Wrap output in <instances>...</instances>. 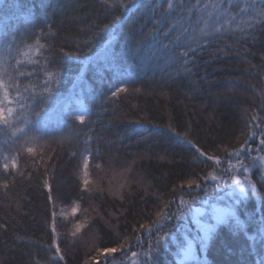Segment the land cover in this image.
I'll use <instances>...</instances> for the list:
<instances>
[{
	"label": "trees",
	"instance_id": "1",
	"mask_svg": "<svg viewBox=\"0 0 264 264\" xmlns=\"http://www.w3.org/2000/svg\"><path fill=\"white\" fill-rule=\"evenodd\" d=\"M125 2L127 8L109 7L104 0H0V40L13 48L10 64L20 58L15 49L22 47L21 41L33 46L35 63L20 66L33 76L21 78L22 84L43 80L45 70L59 72L53 99L45 108L57 111L71 101L74 111L78 99L89 112L84 125L72 118L48 121L50 134L39 144L24 145L34 147V154L23 150L22 138L0 125V164L4 156L18 154L11 174L0 167V264H94L90 258L97 248L116 247L133 227L154 218L164 202L174 201L171 211L181 196L185 200L198 196L194 207L233 203L226 195L231 181H221L220 188L201 181L198 189H180L188 179L215 167L187 141L208 155H218L222 172L227 167L224 149L230 151L245 139L251 115L264 117V25L248 29L246 39L226 31L184 58L175 47L183 41H175L176 33L165 36L169 22L155 25L153 41L146 35L154 28L153 11L142 0L135 7L130 0ZM117 16L122 17L118 22ZM170 41L174 43L166 50ZM105 49L114 59L105 60ZM185 59L190 71L182 67ZM121 86L126 91L112 97ZM20 116L36 119L27 110ZM253 132L249 145L255 149L259 130ZM86 148L92 153L90 171L96 176L89 179L90 191L83 192L80 200L81 153ZM97 162L102 171L94 167ZM262 174L264 168L257 162L249 173L257 195L249 189L248 198L234 207L241 225L231 220L217 225L203 249L194 239L202 233L191 213L166 221L167 246L154 254L157 264H178L182 257L177 253L189 240L194 241L196 259L183 264H264ZM45 180L50 187H44ZM120 183L124 188L118 197L113 192ZM75 204L80 209L76 218L84 228L73 236L74 223L61 213ZM53 220L63 260L50 247ZM157 234L156 228L142 231L131 250L146 251ZM130 260L121 251L99 257L95 264H130Z\"/></svg>",
	"mask_w": 264,
	"mask_h": 264
},
{
	"label": "snow or ice",
	"instance_id": "2",
	"mask_svg": "<svg viewBox=\"0 0 264 264\" xmlns=\"http://www.w3.org/2000/svg\"><path fill=\"white\" fill-rule=\"evenodd\" d=\"M105 4L109 7L118 6L127 8L128 4L125 0H104ZM133 7L136 6L137 0H130ZM142 3L149 7L154 17V28L146 35L152 36L153 41H156L155 25L163 22H169V27L165 36H170L176 33L175 41H183V43H176L175 47L180 48L182 57L186 58L190 53H194L196 48H203L209 44L211 39L216 38L219 34L226 31H231L233 35L237 32L240 35L237 39H246L248 36V29H254L256 25H264V0H142ZM117 16V22L121 19ZM235 23V28L233 27ZM105 28L108 26L105 25ZM158 35V33H156ZM15 39V38H13ZM202 41V43H201ZM22 47L15 49V52L20 58L15 59V64L11 65V53L13 48L7 40H0V125L11 129V134L17 139L23 140L21 147L29 154H34L36 149L28 146L27 144H39L46 135H49L47 122L56 118L57 120H65L72 118L81 125L86 123V117L89 115L88 108L78 99L75 101V110L72 109V102H65L57 111L48 110L45 105L53 99L54 96V83H59L57 79L60 75L59 72H44V79L35 83L29 82L22 84L21 78L31 79L33 76L32 71H25L21 69V65L34 64L32 59L33 46L32 44H25L20 42ZM174 42L170 41L169 45H164L168 50L170 45ZM42 47V45H41ZM173 53L175 49H172ZM39 52V48L36 49ZM140 54L139 50L138 53ZM86 59H91L87 57ZM114 59L113 54L105 49V60ZM187 59L184 60L182 67L185 71H190L187 68ZM123 75V73H122ZM126 91V88L121 86L112 91V97H116L120 92ZM262 107H264V95H262ZM27 110L30 116H34L35 120L21 118L20 113ZM247 131L244 133L245 139L240 142L239 146L232 148L230 151L224 149L227 157V167L221 172L219 165L222 163L218 155H208L202 151L197 145L193 144L191 140L187 143L192 145L195 152L200 157H206L209 161H214L215 167L202 176H197L194 179H188L180 185V189H198L200 188L201 181H212L213 186L216 188L221 187V181H231L228 184V191L226 195L233 199V203L225 207H220L218 204H208L206 207H194V202L199 198L192 196L190 200H185L183 196L180 197L179 203L175 211H171V204L173 200L164 202L161 207L155 212L154 218L150 219L148 223H140L138 226L133 227L132 233L125 235L116 247H103L96 249V256L91 257L94 261H98L99 257L112 256L113 253L123 251L125 257H131L130 264H157L154 259V254H158L163 247L165 237L169 236V232L164 231L166 221L180 220L186 212L192 214L194 223L202 235L197 238L201 248L203 249L206 242L211 238L216 226L228 221H234L236 226L241 225L240 219L236 216L234 207L242 200L248 198V190L251 189L253 196L257 195L256 183L252 181L249 176L251 167L259 162L261 168H264V117L253 114L246 124ZM253 129L259 130L258 146L253 149L249 145V138L255 137ZM3 129H0L2 131ZM19 134V135H17ZM61 138L59 142H63ZM255 151L256 155L253 156L252 152ZM86 153V154H85ZM85 153H81L82 157V177L81 187L82 192L80 200L83 199V192L90 191L89 170L90 157L92 153L90 149H85ZM73 156L76 153H72ZM99 156V151L96 153ZM17 155H6L3 157L0 167L3 168L5 174H11L10 169L17 168ZM249 163H245V161ZM94 167L98 170H103L101 163L97 162ZM130 171V169H125ZM261 180L264 181V174ZM7 187L5 183L2 185ZM205 188L207 184L205 183ZM44 187H50L48 181H44ZM124 188V183H120L113 195L120 197L121 190ZM147 191V189H145ZM175 191V189H174ZM49 201H52L51 190L48 196ZM78 210V205L72 207V214L75 216ZM52 216L55 218L56 213L53 210ZM75 231L72 233L75 236L84 227L82 223L74 225ZM157 229V236L155 243L149 242L146 251L137 252L132 251L133 241L139 242L141 237L139 233L145 230ZM52 244L50 247L56 248L55 255L63 260L61 249L57 246L55 238L56 226L55 220L52 224ZM254 239V237H249ZM182 257L178 264H183V261L194 260L195 248L194 241H187V246L180 249L177 253ZM143 256L141 261L138 258ZM197 264H206V261H197Z\"/></svg>",
	"mask_w": 264,
	"mask_h": 264
},
{
	"label": "rangeland",
	"instance_id": "3",
	"mask_svg": "<svg viewBox=\"0 0 264 264\" xmlns=\"http://www.w3.org/2000/svg\"><path fill=\"white\" fill-rule=\"evenodd\" d=\"M81 172H82V170H81ZM81 176H82V175H81ZM95 176H96V173H93L92 171L89 170V179H90V178H93V179H94ZM75 206H77V205L75 204V205L70 206V207H65V208L62 209L63 212L61 213V216L63 217V219H64L65 221H68V222L74 223V225H75L76 223H82V222L78 221V219L76 218V216H77L78 214H80V209H79V207H78V210H77L76 215L74 216V215L72 214L71 209H72V207H75ZM83 228H84V227H83ZM81 230H82V228H81ZM81 230H80V231H81Z\"/></svg>",
	"mask_w": 264,
	"mask_h": 264
}]
</instances>
